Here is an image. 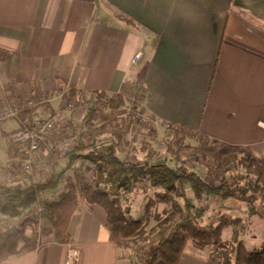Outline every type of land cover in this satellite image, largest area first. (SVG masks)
Segmentation results:
<instances>
[{
    "label": "crops",
    "instance_id": "obj_1",
    "mask_svg": "<svg viewBox=\"0 0 264 264\" xmlns=\"http://www.w3.org/2000/svg\"><path fill=\"white\" fill-rule=\"evenodd\" d=\"M55 88L84 97L134 89L144 115L264 164V0H0V105ZM224 205L221 214L242 217L247 246L264 245V207ZM106 219L102 206L80 202L68 241L54 231L39 247L24 240L6 264H144ZM232 234L226 227L223 239ZM209 253L189 243L180 264H208Z\"/></svg>",
    "mask_w": 264,
    "mask_h": 264
},
{
    "label": "trees",
    "instance_id": "obj_2",
    "mask_svg": "<svg viewBox=\"0 0 264 264\" xmlns=\"http://www.w3.org/2000/svg\"><path fill=\"white\" fill-rule=\"evenodd\" d=\"M104 97L109 103H120L110 94L97 93L96 101L83 118L77 144L58 156L65 161L63 168L54 169L45 178L0 182V220L20 216L43 192L65 186L60 198L47 204L45 215L53 231L64 241L69 240L71 219L83 199L89 205L105 209L107 229L118 237L119 245L134 242L144 254V264H180L189 243L210 252L219 251L218 264H264V245L249 248L242 238L245 232L242 217L221 214L217 222L207 218L208 205L212 200L218 201L216 197L246 204L249 214L264 207V164L241 154L236 145L226 146L217 163L211 155L185 145L197 131L179 123L170 124L173 133L164 157L145 142L137 147L128 129L130 113L112 116L103 125L97 123L99 101ZM5 135L10 156L18 145L10 140L9 133ZM201 140L205 144L210 142L205 135ZM138 151L144 153L143 160L138 158ZM192 158L203 166L202 173L184 165V159ZM138 184L145 185L142 189L146 195L154 190V196H147L143 211L136 217L128 198L122 196L127 188ZM158 204L167 208L162 213L154 210ZM169 213L174 216L168 217ZM151 219L156 224L148 228ZM228 226L233 228V234L224 240L223 231ZM28 227L30 240L38 242L41 229L38 218L0 231V264H6L18 250Z\"/></svg>",
    "mask_w": 264,
    "mask_h": 264
},
{
    "label": "built area",
    "instance_id": "obj_3",
    "mask_svg": "<svg viewBox=\"0 0 264 264\" xmlns=\"http://www.w3.org/2000/svg\"><path fill=\"white\" fill-rule=\"evenodd\" d=\"M95 100L96 96L73 95L66 88H55L40 95L31 94L26 97H17L5 110L0 111V124L7 118H13L18 122V126L9 132L10 140L18 145V154L12 161L9 160L7 164L0 166V173L4 169L14 173L12 164L20 163L24 170L23 173L21 172L22 175L24 173L33 175L36 169L42 168L41 164L37 162L42 155L45 156L49 152L65 153L74 148L81 132L78 124L82 123L86 112ZM54 101L56 104L54 103V109L50 113L34 111L36 106L51 104ZM145 116L149 119V116ZM153 123L159 122L153 119ZM170 124L167 122L163 125L170 127ZM3 178H7V176L4 175ZM8 181L16 183V180ZM65 189V186H60L58 189L43 192L39 200L20 216L0 220V231L12 230L22 222L34 218H38L40 226H42V219L48 212L47 204L58 200ZM40 244L39 240L37 247ZM219 258H217L216 264H218Z\"/></svg>",
    "mask_w": 264,
    "mask_h": 264
},
{
    "label": "rangeland",
    "instance_id": "obj_4",
    "mask_svg": "<svg viewBox=\"0 0 264 264\" xmlns=\"http://www.w3.org/2000/svg\"><path fill=\"white\" fill-rule=\"evenodd\" d=\"M115 98H118L120 100L119 104L109 103L105 97L100 99L99 101L100 114H99V119L97 120V123L99 125H103L112 116H123V115H127L130 113L131 119L129 122L128 129L130 132V136L133 139V141L136 143L137 147H140L145 142L149 144L150 146H152L157 151L159 156L164 157L166 155L167 142L172 138V133H173L172 129L160 123H157V124L153 123V119L151 117H149L148 119V117H146L143 114V112L141 111V105L139 103L140 97L136 90L134 89L128 90L126 93V96L122 94H118L115 96ZM6 107H3L0 105V111L5 110ZM17 125H18V122L13 118L11 119L7 118L4 120L2 124H0V166L7 164L9 160L12 161L15 158V156H17L18 154V152L15 151L14 153H12V155L10 156L8 155L7 153L8 140H7V136L5 135V132L9 133ZM78 126L82 129L81 122H79ZM2 128H5L6 130H9L11 128L12 129L10 131H3ZM9 136H10V133H9ZM209 143L205 144L201 140V136L196 133L195 135H193L192 137L186 140L185 145L200 149L204 154L211 155L215 159V161L218 163L220 155L225 148L224 149L218 148L217 146L213 144H209ZM52 154H55V155H52ZM59 154L61 153L49 152L45 156L42 155L44 157L41 156L40 158H38L37 162L41 164L42 168L40 167L39 169H36L33 175H29L27 173H24V175H22L24 170L21 164L20 163L12 164V167L14 168L13 169L14 173L9 171L8 169H4L2 173H0V182H3V181L7 182L8 180H13V181L16 180V182H25L28 180L29 181L32 180V178H35V179L45 178L54 169H61L64 167L65 161L62 160L60 157H58L60 156ZM137 156L141 160L144 159L143 152L138 151ZM183 163L184 165L195 169L199 173L203 172V166L195 158L184 159ZM2 175L3 176L6 175L7 178H3ZM89 178H92V177L90 176L88 177V179ZM11 183H15V182H11ZM142 188H145V185L138 184L136 185L135 188L129 187L127 188L128 190L125 193L126 195L124 194L122 196L124 198H128L129 203L133 206V213H134V216L136 217H138L143 211L145 207L144 202L147 196H154V190L147 191L148 193L146 195L145 190H143ZM116 189L117 188H115L114 191H116ZM215 199H218V201L212 200L211 202L212 204L208 205V210H207L208 220L213 216H216V217L220 216L223 209L226 208L224 204L229 200H233L234 203L236 202L239 205L238 206L239 209L247 210L248 208L246 204L238 200L229 199L226 201H222L217 197ZM80 202L82 203L85 201L82 199L80 200ZM204 204L206 205V203ZM164 208H167L165 204H158L157 207L154 208V210L157 209V211L162 213V210ZM171 216H174L173 213L168 214V217H171ZM42 224L43 225L41 226L40 236H39L41 239L42 238L47 239V237L45 236L49 235L50 233L51 235H54L52 233L53 227L49 219L44 217L42 219ZM155 224H156V221L154 219H151L150 224L148 225V228H150L151 226ZM242 229L246 231V227L245 228L243 227ZM30 234H31V228L28 227L25 232V236H24L25 241L30 240ZM248 235H249V239L252 240V231H248ZM40 238L39 240H41ZM22 242L20 244H22ZM36 244L37 242L35 243V245ZM248 247L252 248V243L248 244ZM218 257H220L219 251L210 252L208 264H216V260Z\"/></svg>",
    "mask_w": 264,
    "mask_h": 264
}]
</instances>
